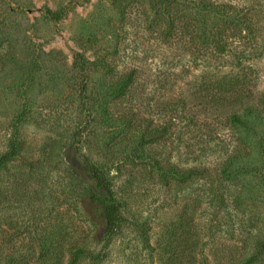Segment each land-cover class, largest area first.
Masks as SVG:
<instances>
[{
    "label": "rangeland",
    "instance_id": "obj_1",
    "mask_svg": "<svg viewBox=\"0 0 264 264\" xmlns=\"http://www.w3.org/2000/svg\"><path fill=\"white\" fill-rule=\"evenodd\" d=\"M157 1L0 0V158L15 130L19 144L0 171V264H68L79 248L101 260L78 264H243L264 238V128L231 122L247 107L264 116V0H211L234 19L224 54L165 40ZM186 1L182 16L203 23ZM205 21L201 36L222 28ZM130 72L125 97H103ZM144 132L161 137L143 146ZM83 156L111 171L122 203L109 240Z\"/></svg>",
    "mask_w": 264,
    "mask_h": 264
},
{
    "label": "trees",
    "instance_id": "obj_2",
    "mask_svg": "<svg viewBox=\"0 0 264 264\" xmlns=\"http://www.w3.org/2000/svg\"><path fill=\"white\" fill-rule=\"evenodd\" d=\"M182 1L187 2L186 0L157 1L156 5H158L160 8L158 11L160 19L157 24H162L163 27L161 30V36L165 40H173L176 35L181 32L182 35L186 34V36L190 37L191 42L192 40L195 42V39H204L205 44L207 42L213 52L224 54L227 51L226 43L223 42L227 35L226 31H228L227 24L234 23V19H232L231 15L227 14L228 6L222 3H215L211 0H192L190 2V4L194 6L193 10L198 11V13H204V21L205 19L210 21L214 20L216 23H220L222 26L221 30L220 28H213V31L209 33H202L201 36L199 31L200 28L206 27V21L200 23L196 17L194 18L191 15L182 16L181 10H179V5ZM47 11V14L51 17V19H57V13L50 10ZM227 17H230L232 20H228ZM249 22L250 20H245L244 25H246V28H248ZM75 62L80 66V68L85 66V61L82 56H76ZM134 81L135 72H130L128 75L120 78L115 83L105 86V94L103 97H115L118 99L125 97L131 89ZM102 113L104 114V119L109 122L115 119L111 115L108 107H104ZM249 120L254 123V128H264L263 114L261 112L255 111L251 107H247L245 110H243L242 114H234L231 117V122L233 124L244 126L245 129L249 128L247 127V122H249ZM19 121L21 122L22 120L20 119ZM127 126L130 127V125ZM157 133L159 134L160 131ZM157 133H153L152 136L151 134L144 132L140 138L139 144L145 146L150 143H154L155 140H158L159 137H161ZM261 147L264 146L261 144ZM18 156V133L15 130L10 141V149L0 158V171L5 169L7 164ZM71 159H73V157H71ZM82 171L87 183L85 199L89 202L93 215L98 218L99 222L102 224V232L100 237L109 240L113 235L116 234L123 222V216L121 212L122 203L117 199L113 190L111 171L106 166L95 164L87 156H83ZM163 173L180 177L177 173H175L174 170ZM192 173L193 171H188L182 175L184 178L189 179V176ZM230 174L231 172L228 167L223 169L222 176L226 178L229 177ZM183 180L185 181L186 179ZM139 236L142 239L143 244L149 246V236L147 234L146 226H139ZM263 252L264 238L256 242L255 253L245 259L243 264H252ZM87 257H90L93 262H98L101 260L100 255L92 256L87 250L79 248L70 253L68 264H78Z\"/></svg>",
    "mask_w": 264,
    "mask_h": 264
}]
</instances>
